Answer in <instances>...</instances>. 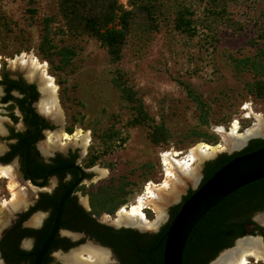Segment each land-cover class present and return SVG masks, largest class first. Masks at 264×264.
I'll return each instance as SVG.
<instances>
[{
	"label": "rangeland",
	"instance_id": "374dc122",
	"mask_svg": "<svg viewBox=\"0 0 264 264\" xmlns=\"http://www.w3.org/2000/svg\"><path fill=\"white\" fill-rule=\"evenodd\" d=\"M119 3L130 8L128 0H119ZM183 4L192 7L198 23L197 31L192 37L173 27L174 8ZM206 7L207 0H165L166 12L164 18L160 17L159 28L150 31L144 25L133 27L124 45L121 60L114 63L108 50L99 41L66 24L59 0H0V78L4 72L14 78L19 76L17 70L20 69L15 68L12 62L23 54H33L48 64V72L58 85L62 113L61 121L53 123V131L46 134L42 142L49 144L50 137L56 139L58 132L73 134L81 129L89 133L90 142L86 147L81 146V142L76 144L60 141L58 148L78 150L81 153L80 159L87 152V158L97 156L94 164L96 172L93 174L95 183L79 188L77 194L86 209L90 210L89 213L95 214L96 219L105 224L122 226L112 221L120 209L138 200L139 196H145L148 183H163L166 179V167L162 164L164 153L179 151L182 152L179 158H184L199 142L226 145L223 129L219 128L229 131L232 122L238 120L242 126L240 131L244 133L258 124L256 115L264 119V102L249 91L248 83L254 81L253 74L239 71L236 65L237 60L255 56L258 48L264 46V39L258 38L264 31V0H238L231 4V18L242 24L240 29L220 25L216 30H209L206 28L209 16ZM45 18L52 19L49 48L42 45ZM41 47L44 52H40ZM64 47L76 52L69 64L64 63L60 54ZM117 70L126 74L129 84L143 99L155 122L166 123L172 134L168 143L153 145L148 139L149 129L129 124L134 113L113 85L112 79L117 77ZM189 89L205 103L204 111H207L208 116L207 123L203 125L201 121L204 112L189 96ZM2 97L3 90L0 86V100ZM41 99L39 93L34 100L38 109ZM3 110L0 105V128L3 127L4 120H7ZM245 116H249V119H245ZM112 131L119 132L118 136L112 139L107 136L102 138L103 134ZM195 131L201 135L206 134L207 137L198 138ZM2 134L4 131L0 130V139ZM209 136L216 138L210 139ZM257 138H264V135ZM249 141L237 147L226 146L217 155L241 151ZM3 147L0 141V149ZM87 158L83 160L84 163ZM210 161H213L211 157L202 162H194V165H198L196 175L191 179L183 178L182 183L178 184V193L167 204H162L165 212L162 219H158L154 207L148 204L151 209L145 210L146 216L151 221H159L145 231L158 232L169 221L172 207L181 203L201 184L204 167ZM101 170H106V173L103 174ZM115 181L129 182L127 189L130 194L127 195L126 202L113 214L93 213L91 193L100 185ZM9 183L7 178L0 179V201L12 198ZM48 189L46 187L42 190ZM23 213H17L11 220L9 218V224L5 227L3 224L7 223L6 220H0V240ZM36 213L40 215L33 217ZM37 216L42 219L38 227L26 225L30 219L34 223ZM44 219L45 214L38 210L25 220V225L37 229L43 225ZM254 220L264 228V212L256 214ZM62 233L75 245L68 250L53 251L51 258L54 263L63 264L62 258L73 251L82 250L90 243L95 245L89 238L83 240L72 237L71 232ZM248 236L262 239L264 245V236L261 234L249 233ZM244 239L236 240L232 247L221 251L209 264H215L239 244L253 242L251 239ZM25 241H29L30 245L24 246ZM33 244L34 241L30 238L21 241L22 248L28 251L33 248ZM83 254V259H91L87 253ZM110 256L106 264H121L112 252ZM249 260L251 264H264V258L260 261L256 258ZM0 261L7 264L1 254Z\"/></svg>",
	"mask_w": 264,
	"mask_h": 264
},
{
	"label": "trees",
	"instance_id": "16d2710c",
	"mask_svg": "<svg viewBox=\"0 0 264 264\" xmlns=\"http://www.w3.org/2000/svg\"><path fill=\"white\" fill-rule=\"evenodd\" d=\"M238 0H207L206 11L208 13V24L206 28L216 30L220 25H229L242 28L233 18L229 8ZM130 8H126L119 0H59L60 11L71 28H76L85 34L94 37L108 50L111 61L118 63L122 58V51L127 42L128 35L132 28L144 25L150 31L159 28L160 17L165 16V0H128ZM174 29L188 36H193L197 31V20L191 6L183 4L174 8ZM264 18V15H263ZM51 18L43 21L44 36L42 45L51 47L49 33L51 30ZM258 38L264 39V31ZM255 43V42H253ZM40 52H44L41 47ZM60 54L65 64H69L76 52L64 47ZM239 71H249L253 74V82H249V91L257 99L264 102V46L258 48L253 57H246L237 60ZM117 77L112 79L113 85L119 90L122 100L134 113L131 126H144L149 129L148 139L153 145H165L172 139V134L165 122L156 123L150 115L143 99L138 96L133 87L129 84L126 74L117 70ZM0 83L7 84V97L14 88H22L21 82L11 80L7 74ZM34 99L38 96L35 85L30 86ZM189 96L192 97L198 108L204 112L201 124L207 123V111H204V102L200 96L189 89ZM17 118V117H16ZM72 133V130H70ZM198 138L207 137L206 134L195 131ZM119 132L112 131L102 136L112 139L118 136ZM202 136V137H200ZM210 139L216 138L209 136ZM207 141V140H205ZM264 146V138H253L241 151L231 155L221 154L218 158L208 162L205 169V177L201 184L208 180L212 174L231 159L255 151ZM97 156H91L88 164L94 165ZM200 184V185H201ZM129 182L118 181L110 184L100 185L91 193V204L93 213L113 214L121 205L126 202L130 194L127 186ZM194 191H191L185 201ZM63 193L59 196L42 193L37 203L27 212L21 214L20 218L5 232L0 240V251L7 264H32L35 254L40 250L51 229L57 205ZM183 201L171 209L169 221L160 230L153 234H144L132 230H114L108 225L98 223L85 211L77 215L68 213V203H65L60 229L84 231L95 241L103 246L112 247L122 257L123 264H163L164 243L166 233L174 216L179 211ZM52 209L50 216L46 219L40 229L22 227L25 221L33 212L38 210ZM264 210V179L249 184L223 199L213 207L197 223L192 231L186 248L184 250L183 264H209L219 253L232 247L238 238L247 234L259 233L264 236V228L259 226L253 215ZM92 225L100 227L93 229ZM252 226L253 228L248 230ZM33 238L34 245L29 251L20 249L21 240ZM75 244L67 238L57 235L50 251L45 256L42 264L54 263L51 254L57 249L68 250ZM116 253V254H117Z\"/></svg>",
	"mask_w": 264,
	"mask_h": 264
},
{
	"label": "bare ground",
	"instance_id": "6f19581e",
	"mask_svg": "<svg viewBox=\"0 0 264 264\" xmlns=\"http://www.w3.org/2000/svg\"><path fill=\"white\" fill-rule=\"evenodd\" d=\"M12 64L15 68L19 66L21 68H26L28 78L40 84V90L43 97H41L42 99L39 104V109L48 117L60 122L62 112L58 99V85L55 78L48 72V64L40 61L33 54L30 56L23 54L21 57H18L13 61ZM256 118L258 124L253 128H249L244 133L240 131L238 120L232 122L229 131L224 130V128H219L223 129L222 134L226 145H212L206 142H199L184 158H179L182 154V152L179 151L164 153L163 164L166 167V179L163 183L159 185L150 183L147 187L148 191L146 195L139 196L138 200L122 207L115 217V220L112 219V221L118 225H134L146 228L153 227L163 218L162 216L165 213L162 204L165 202L167 204L168 201L173 198L174 194L178 193V184L182 183L183 178L188 177L191 179L196 175V168L198 166L194 165L196 160L202 162L204 159L214 157L217 153L223 151L227 147L232 148L239 146L242 144L241 141L249 136H256L264 133V119L260 115H256ZM55 137L56 139L50 137L51 141L48 146L43 145L42 148L44 151H48L50 147H60V141H62V143L63 141H70L76 144L81 142V146L83 147H86L90 142L89 133H85L81 129H77L73 134L58 132ZM101 172L104 174L106 173V170H101ZM2 178L10 180L8 188L11 192L12 198L10 200L7 199L0 201V220L3 218V215L1 214L4 211L6 213H12L13 211L18 210L26 202L27 197L26 190L20 187L19 182L17 181V176L11 166H0V179ZM148 204L154 207L159 220L151 221L144 214V208ZM40 221L41 218L37 216L34 220V224H38ZM251 240H253V242L239 244L237 248L227 252L215 262V264H251V260H249L250 258H256L257 261H260L264 258L262 245L258 243L256 238H251ZM83 253H87L91 259H83ZM110 254V250L105 249L100 245L95 246L90 243L89 245L84 246L82 250L73 251L70 255L63 257L62 259L65 264H106L111 258ZM0 264L2 263L0 262Z\"/></svg>",
	"mask_w": 264,
	"mask_h": 264
},
{
	"label": "flooded vegetation",
	"instance_id": "af4514ba",
	"mask_svg": "<svg viewBox=\"0 0 264 264\" xmlns=\"http://www.w3.org/2000/svg\"><path fill=\"white\" fill-rule=\"evenodd\" d=\"M5 74H7L11 80L21 82L22 88L20 89L14 88L13 90H11L10 91L11 97L9 99H6L7 84L0 83V86L3 90V97L0 100V105L4 108L3 111L6 113V118H7V120H4L3 127L0 128V130L4 131V134L1 135L2 138L0 139V141L4 146L0 150V164L11 165L14 172L16 174L19 173L21 175V177L17 176V178L18 180H20L19 182H21L22 184L23 183L28 184V180L30 176H32L35 179H43L53 169L76 166V167H69L67 169L60 171H54L46 181V186L49 187L50 190H45L40 192L39 197L36 199L35 203L31 207H33L37 203L42 193H47L52 195L54 194L57 196L61 195L62 193L64 194L82 176V181L76 187L75 191L71 194V196L67 200V202H69L68 213L74 216L77 215L80 211H85L86 213H88V215L91 218H94L98 223L105 224L104 222H101L100 220L96 219L95 214L89 213L90 210L88 211L86 209L85 205L80 201L79 195L77 194L79 188L84 187V185L86 184L92 185L93 183H95L93 179V174L96 172V167H94V165L88 164L89 158H91V157L87 158L88 152L84 156H82V159H80L81 153H79L78 150H71V149L67 150L65 148L62 149L57 147H50L48 151H44L42 148L43 145H49V144L47 142L43 144L44 142L43 138L46 136V134L51 133L53 131L54 124L53 121L51 120L54 119L48 117L46 114H44L40 109H38L35 106L34 95L32 94V89L30 88V86L34 83L27 82L20 75L14 78L10 76L8 72H4L0 80L4 79ZM34 85L36 92L39 94L36 84ZM225 154L231 155L233 153H225ZM220 155L221 154H218L211 159L215 160ZM86 158L87 160L84 163L83 160ZM207 165L204 167L203 170V178L205 177V169ZM40 211L43 212V214H45V219H47L50 216L52 209H48L46 211L44 210H40ZM260 212H264V210L256 212L253 215V220H254V216ZM45 219H44V223H45ZM21 225L22 227L31 228L25 225V221H23ZM105 225L110 226L114 230L125 229V230L137 231L144 234H153L152 232L143 231L142 229L135 227L134 225H130V226L122 225L120 227H116L114 225H109V224H105ZM92 227L93 229L95 228L96 230L100 229V227L96 225H92ZM252 228H253L252 226L248 228L249 232ZM63 231H65V233L66 231L74 233L75 235L78 236L77 238L83 240H85V238H89L93 244L95 245L98 244L100 246H103V244H101L98 241H95L84 231L61 229V232L58 234V236L63 238L65 237L67 239L68 237L64 236L62 233ZM30 239L34 241L33 238ZM19 247L22 250L28 251L22 248L21 242ZM108 248L110 252H112L115 256H117L119 262L123 264L122 257L118 255L115 249L112 247H108Z\"/></svg>",
	"mask_w": 264,
	"mask_h": 264
},
{
	"label": "water",
	"instance_id": "95a60500",
	"mask_svg": "<svg viewBox=\"0 0 264 264\" xmlns=\"http://www.w3.org/2000/svg\"><path fill=\"white\" fill-rule=\"evenodd\" d=\"M17 70V74L22 76L27 82L34 83L36 81L28 78L27 69L21 68ZM38 91L43 97L40 90V84L36 82ZM53 123L57 121L51 120ZM264 134L249 136L246 139L242 140V144L248 142L253 138L263 136ZM241 144V145H242ZM216 156V155H215ZM214 156V157H215ZM212 157V158H214ZM4 165V164H0ZM7 166V165H5ZM76 167V166H69ZM69 167L57 168L51 170L43 179H35L30 176L28 184L19 182L20 187L26 190L27 197L26 202L18 209L12 213H6L5 211L1 214L7 223L3 224V227L9 224L10 220L14 218L17 213H23L30 209V207L35 203L36 199L39 197L42 189H45L46 181L54 171H60L67 169ZM83 173V172H82ZM16 176L21 177L19 173H15ZM264 179V146L258 148L255 151H251L242 155H239L223 166H221L217 171H215L212 176L206 180L203 184L199 185L194 192L181 204V207L177 214L174 216L171 221L168 231L166 233V239L164 243V252H163V264H183L184 250L186 248L189 237L194 230L197 223L205 216L213 207L219 204L223 199L233 194L237 190ZM82 181V176L79 178L73 185L70 187L61 197L55 217L49 231V234L41 246L40 250L35 254L32 264H42L45 256L50 251L57 235L61 232V220L64 211V206L71 194L75 191L76 187ZM50 190V189H48ZM40 214H34L33 217ZM32 217V218H33ZM42 222V219L39 224H34L31 219L26 223V225H34L38 227ZM118 227V226H117ZM143 231L150 230L151 228L141 227ZM69 233V231H66ZM2 235L0 230V236ZM74 238L78 236L74 233L72 234ZM251 239L252 237H241ZM238 238L237 240L241 239ZM258 243L262 245L264 252V245L262 244V239L256 238ZM30 245L29 241H25L24 246ZM107 249L104 246H101ZM226 250V249H225ZM2 264H5L3 261H0ZM63 264H65L63 262Z\"/></svg>",
	"mask_w": 264,
	"mask_h": 264
},
{
	"label": "built area",
	"instance_id": "2783aa9c",
	"mask_svg": "<svg viewBox=\"0 0 264 264\" xmlns=\"http://www.w3.org/2000/svg\"><path fill=\"white\" fill-rule=\"evenodd\" d=\"M245 119H249V116H245ZM238 122H239V121H238ZM239 124H240V122H239ZM241 128H242V126H241V124H240V129H241ZM162 164H163V162H162ZM163 166H164V165H163ZM149 184H150V183H148L147 186L145 187V193H144L145 195H146V193H147V191H148L147 187L149 186ZM148 209H151V208H150V205H146V206H145V208H144V214H145V215H146L145 210H148Z\"/></svg>",
	"mask_w": 264,
	"mask_h": 264
}]
</instances>
